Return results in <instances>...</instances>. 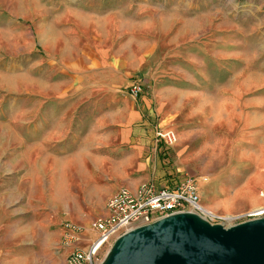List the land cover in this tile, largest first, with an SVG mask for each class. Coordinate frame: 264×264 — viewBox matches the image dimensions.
<instances>
[{"label":"rangeland","instance_id":"374dc122","mask_svg":"<svg viewBox=\"0 0 264 264\" xmlns=\"http://www.w3.org/2000/svg\"><path fill=\"white\" fill-rule=\"evenodd\" d=\"M194 15L214 23L188 42L182 26ZM93 36L112 51L148 48L157 75L210 96L211 106L186 104L180 125L187 135L172 146L186 147L184 172L195 176L200 193L199 176L216 180L215 199L204 185L208 204L235 194L237 209L217 213L226 226L246 221L252 206L241 197L264 207V0H0V148L9 144L12 164L0 185L2 264H66L60 223L90 232L106 215L110 195L100 198L78 182L76 202L58 203L37 175L36 155L25 150L58 111L52 101L65 79L61 62Z\"/></svg>","mask_w":264,"mask_h":264},{"label":"crops","instance_id":"0c3cea01","mask_svg":"<svg viewBox=\"0 0 264 264\" xmlns=\"http://www.w3.org/2000/svg\"><path fill=\"white\" fill-rule=\"evenodd\" d=\"M213 23L207 16L187 18L182 26L186 40L197 41L200 29ZM221 25L219 23V27ZM95 39L91 37L81 47L75 43L74 51L63 59L60 65L65 79L54 89L52 101L58 111L50 127H39L35 140L25 143L26 153L37 157V175L42 185L52 189L58 203L74 204L76 182L80 188L93 190L103 198L121 188L135 190L143 183L162 187L185 174L195 177L184 172L188 158L186 147L180 143L187 132L180 123L188 101H198V107L211 106L210 96H205L200 89L171 83L157 75L150 63L154 56L148 48H138L129 54L95 45ZM186 58L188 56H181L185 61ZM179 73L188 79L186 71L182 73L180 69ZM137 84L142 90L135 97L130 91ZM157 128L173 130L180 142L177 147L157 142ZM8 147L0 148V185L7 180L12 168ZM195 168L204 171L203 167L195 165ZM198 180L203 189L207 185L214 199L220 194L216 180L204 175ZM223 187L227 191L230 188ZM203 189L201 194L199 188L200 201L203 200L201 204L210 211L229 214L237 209L236 196L230 205L234 193L227 192L231 198L224 203L208 204L202 197ZM241 198L252 206L251 210L257 206L258 198ZM89 201L101 202L100 199ZM65 222L60 223L58 243L63 261L75 247L84 249L98 237L91 229L82 231L75 244L60 245ZM44 247L47 246L42 245V249Z\"/></svg>","mask_w":264,"mask_h":264},{"label":"water","instance_id":"95a60500","mask_svg":"<svg viewBox=\"0 0 264 264\" xmlns=\"http://www.w3.org/2000/svg\"><path fill=\"white\" fill-rule=\"evenodd\" d=\"M101 264H264V217L225 227L173 214L120 235Z\"/></svg>","mask_w":264,"mask_h":264},{"label":"built area","instance_id":"2783aa9c","mask_svg":"<svg viewBox=\"0 0 264 264\" xmlns=\"http://www.w3.org/2000/svg\"><path fill=\"white\" fill-rule=\"evenodd\" d=\"M141 90V86L137 84L131 87L130 93L136 97ZM155 138L168 147L177 141L175 132L167 128H157ZM105 210L106 215L91 224V229L98 233V237L85 249L75 247L67 255L66 264H101L103 260L99 258L100 252L109 250L120 235L173 214L194 213L211 224L225 227L228 219L201 204L196 178L188 174L173 180L167 186L156 187L153 183H143L135 190L121 188L108 198ZM244 217L245 220L263 218L264 208L250 210ZM82 231L81 227L65 222L60 245L75 244L80 240L79 234Z\"/></svg>","mask_w":264,"mask_h":264},{"label":"bare ground","instance_id":"6f19581e","mask_svg":"<svg viewBox=\"0 0 264 264\" xmlns=\"http://www.w3.org/2000/svg\"><path fill=\"white\" fill-rule=\"evenodd\" d=\"M226 201H227V200H226ZM226 201H223V203L226 202ZM230 201H231V203H230V205H231L233 201H232V199H231ZM232 205H233V204H232ZM263 208H264V207H257V208H255V209L258 210V209H263Z\"/></svg>","mask_w":264,"mask_h":264}]
</instances>
